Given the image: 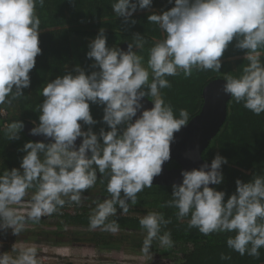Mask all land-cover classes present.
<instances>
[{"label":"clouds","instance_id":"clouds-1","mask_svg":"<svg viewBox=\"0 0 264 264\" xmlns=\"http://www.w3.org/2000/svg\"><path fill=\"white\" fill-rule=\"evenodd\" d=\"M37 2L44 4V0H0V104L11 103L30 85L29 72L41 53ZM151 4L152 0H114L111 8L127 21L137 8ZM147 21L158 25L164 37L150 47L146 67L144 58L133 50V43L138 49L144 47L139 33L133 34V42L124 51L109 47L101 28L86 53L99 70L86 74L77 66L43 86L39 123L29 131L51 142H25L20 168L0 174V221L13 234L23 230L25 215L39 221L66 202L79 205L82 191L96 184L97 172L107 180L109 196L95 202L88 226L116 233L119 223L109 217L116 215L117 206L126 214L129 202L135 205L137 194L153 186L154 177L170 159L175 133L189 122L187 109L181 108L177 117L161 97L160 89L170 87L166 77L178 75V70L189 76L194 68L219 72L220 58L234 39L236 47L247 50L248 63L238 76L225 75L223 91L253 114L264 113V62L258 54L264 48V0H174V6L159 14L152 12ZM145 96L154 98H150L152 107L137 116ZM89 102L104 105L102 121L108 131L101 128L97 134L91 127L82 129L80 122L97 123ZM23 127L20 120L7 124V139H18ZM77 138H82L78 147ZM225 163L227 159L216 154L210 165L182 169V182L173 183L166 205L177 209V219L188 218V226L204 235L232 233L226 239L228 248L259 259L264 248V174L253 175L248 182L237 179L235 192L225 201L224 191L209 187L222 182L220 169ZM29 189L35 191L25 205ZM167 223L156 211L139 219L146 233L145 254L153 240L161 248L172 247L170 232L161 234ZM12 251L16 254L0 253V264H40L35 245ZM220 259L231 257L222 253Z\"/></svg>","mask_w":264,"mask_h":264},{"label":"trees","instance_id":"trees-1","mask_svg":"<svg viewBox=\"0 0 264 264\" xmlns=\"http://www.w3.org/2000/svg\"><path fill=\"white\" fill-rule=\"evenodd\" d=\"M113 2L114 0H44L43 6L37 2L41 53L36 57L35 67L29 72L30 85L23 88V95L12 99L11 103L0 104V174L5 169L11 170L13 167L19 169L21 158L25 154L21 151L23 144L27 141L36 142L28 137L23 129L18 139H7L5 128L14 120L33 126L39 123L38 107L44 100L41 95L43 86L55 77L73 71L77 66L86 74L99 70L92 67L93 59L86 56L89 41L98 34L99 29H104L109 47H120L124 42L132 43L133 34L139 33L145 40L144 47L142 50L138 49L133 43V50L144 58V65L147 66L150 47L156 40L164 37L158 25L147 21V16L152 12L159 14L170 9L174 6V0H152L149 8H137L127 21L123 17H117L112 11ZM246 52L247 50L236 47L234 39L220 58L219 72L194 68L191 75L185 76L182 70H178V75L166 77L170 87L160 89L161 97L166 104L172 106L177 117L181 108L187 109L189 117H192L201 108L203 86L214 78H224L229 74L238 76L242 67L248 63L244 58ZM258 54L264 62V48L259 49ZM149 71L151 73L150 69ZM89 106L90 114L97 123L85 125L80 122L82 129L87 130L91 127L97 134L101 128L108 131V126L102 121L104 105L89 102ZM216 154L225 157L227 163L221 165L222 182L209 187L224 191L226 201L228 196L235 192L237 179L248 182L253 175L264 174V113L255 115L244 108L243 103H235L230 96L227 101L226 118L202 152V157L211 161ZM172 166L178 164L170 160L167 167ZM97 178L92 188L82 191L79 205L66 202L57 212L50 216H42L39 221H33L25 215L23 225L29 226V229L21 231L27 235L22 239L35 240L36 233L40 235L52 233L51 236L54 237L63 235L65 233L61 231L62 227H66L74 228L71 230L74 235L90 236L84 241L94 238L98 243L105 245L124 242L138 251L142 250L146 235L140 227L139 219L148 212L156 211L162 213L169 221L162 225L161 234L165 231L170 232L173 245L171 248H161L158 240H153L149 252L154 256L153 264H264V248L259 250V259L247 254L241 256L226 244L227 237L233 235L232 233L204 235L197 228L188 226V218L177 219V209L166 205L171 199L173 184H152L151 188H145L137 194L135 205L129 202V211L126 214H122V210L117 206L116 215L109 217V221L116 220L119 223L120 227L116 233L103 231L93 232L91 235V232L86 234L88 233L86 229L84 233L83 229L89 228L88 217L90 210L95 207V202L109 196L106 191L107 180L103 179L99 172ZM34 191L35 189L28 190L25 203L30 200ZM65 199L67 201V198ZM0 230L8 231L7 228ZM222 253L229 255L231 259L221 260Z\"/></svg>","mask_w":264,"mask_h":264},{"label":"water","instance_id":"water-1","mask_svg":"<svg viewBox=\"0 0 264 264\" xmlns=\"http://www.w3.org/2000/svg\"><path fill=\"white\" fill-rule=\"evenodd\" d=\"M120 49L127 51L128 43L120 45ZM224 78H214L208 81L202 88V105L200 110L189 118L186 126H182L175 133V141L170 145V159L162 166L160 175L154 177L152 184H179L182 182L181 170L199 168L201 165H210L211 161L202 157L211 139L217 134L227 114V101L230 94L223 91ZM142 109L137 110V116L143 109L152 107V99L147 96L141 100ZM136 117H133V121ZM34 127L25 123L23 130L26 135L35 141L51 142V138L43 135H31L30 129ZM82 138H77L75 146L78 147ZM90 154V152L88 153ZM174 160L178 166L167 167V163ZM213 184H209L212 186Z\"/></svg>","mask_w":264,"mask_h":264},{"label":"rangeland","instance_id":"rangeland-1","mask_svg":"<svg viewBox=\"0 0 264 264\" xmlns=\"http://www.w3.org/2000/svg\"><path fill=\"white\" fill-rule=\"evenodd\" d=\"M6 228L7 232L0 230V244H6L7 250L5 251L9 255H15L16 253L12 251L13 248L35 245L38 248L40 264H153L154 261V256H151L150 253L145 254L142 250L135 251L124 242L123 244L105 245L98 243L94 238L84 241L90 236L74 235L71 233L74 228L62 227L61 231L65 234L55 237L51 236L52 233L40 235L35 232L34 236L37 240L35 238V240L22 239L27 235L21 232L13 234L12 228L5 227L3 223H0V229ZM23 229H29V226H23ZM85 229L88 232L86 234L89 232L91 235L93 232L103 233L101 228H84V233Z\"/></svg>","mask_w":264,"mask_h":264},{"label":"built area","instance_id":"built-area-1","mask_svg":"<svg viewBox=\"0 0 264 264\" xmlns=\"http://www.w3.org/2000/svg\"><path fill=\"white\" fill-rule=\"evenodd\" d=\"M25 205H26V203H25ZM14 207H20V210L21 211H23L24 210V208H23V206H14ZM0 253H5V252H7V251H5V250H7V246H6V244H0ZM8 253V252H7Z\"/></svg>","mask_w":264,"mask_h":264}]
</instances>
